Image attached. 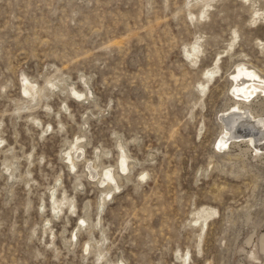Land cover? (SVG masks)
Returning <instances> with one entry per match:
<instances>
[{"label": "rangeland", "instance_id": "obj_1", "mask_svg": "<svg viewBox=\"0 0 264 264\" xmlns=\"http://www.w3.org/2000/svg\"><path fill=\"white\" fill-rule=\"evenodd\" d=\"M195 2L0 0V264L262 263L264 151L215 142L235 64L264 75V0H215L192 19ZM25 75L43 87L34 101ZM105 166L120 185L107 196ZM205 207L217 213L196 224Z\"/></svg>", "mask_w": 264, "mask_h": 264}, {"label": "bare ground", "instance_id": "obj_2", "mask_svg": "<svg viewBox=\"0 0 264 264\" xmlns=\"http://www.w3.org/2000/svg\"><path fill=\"white\" fill-rule=\"evenodd\" d=\"M215 0H196V4L200 6V16H195L193 12H191L190 14L192 15V19L196 18V19H201V18H206L209 16V11L211 9V7L214 5L213 2ZM194 5V3H192ZM195 16V17H194ZM255 16L257 18L262 17L264 19V11H260L258 10V8H256L255 10ZM253 16V17H255ZM252 17V18H253ZM257 20V19H254ZM254 22V21H253ZM199 39V38H198ZM263 44V43H262ZM190 46H186L185 51L186 54L188 55L189 58H192V60L197 63L200 56H201V52L202 54L204 53L203 50V44L200 42V40H198L196 43L191 44V49L189 48ZM231 49V48H230ZM192 50V51H191ZM218 59V58H217ZM216 59V60H217ZM215 60V61H216ZM249 61V60H247ZM220 59H218L215 64L211 67H209L206 71H205V80L199 82V89L202 93L207 92L206 90L208 87V84L211 83V81L214 79V76L217 75L221 69V66L219 64ZM249 63V62H248ZM250 64V63H249ZM254 64V63H253ZM254 66V65H253ZM252 65H248L246 62H239L237 64H235V70L234 73L232 74V84H233V89H232V97L234 99V103L225 110H228L226 112L223 113L222 118H224V122L222 125V128L220 130L219 136L215 142V144L217 145V147L219 149H222L224 151H226V149L229 147V145H232V141L233 140H241L246 142L247 147L248 148H253V150L257 153V155L261 152L264 151V102H262L260 104V107L256 108V106L254 107V105H252L251 103H253V101H255L262 93L264 94V75L261 74L262 72H259V70H257L255 67H253ZM261 70V69H260ZM263 71V70H262ZM58 79V78H57ZM25 86H24V92H22L21 90V94L22 96H31L33 101L35 99V95L39 92L43 90V87H39L37 83H34L33 81L29 80V78L25 75L23 77ZM51 80V79H50ZM56 80V79H54ZM57 81V80H56ZM57 84V83H56ZM231 84V85H232ZM70 89V88H69ZM230 90V89H229ZM71 91L78 96L80 99L85 98L86 93L85 90L80 91L78 89H76L74 86L71 88ZM40 94V93H39ZM43 95V94H42ZM39 96V95H38ZM263 96V95H261ZM89 97V96H88ZM30 98V97H29ZM28 98V99H29ZM90 98V97H89ZM88 98V99H89ZM27 99V100H28ZM39 99V97H38ZM21 101V99H20ZM19 101V102H20ZM23 101V100H22ZM29 101V100H28ZM31 101V100H30ZM18 102V103H19ZM20 105V104H19ZM18 105V106H19ZM25 105V104H24ZM21 106V105H20ZM66 106H68V104H66ZM21 108V107H20ZM67 108V107H66ZM224 116V117H223ZM37 119V118H34ZM40 122V120H38ZM246 127V128H244ZM75 142V140H74ZM78 139L76 141V143H73L74 146H72L73 148H76L79 152L78 158L81 157L84 154V147H82L81 145H79ZM80 142V141H79ZM234 142V141H233ZM236 142V141H235ZM72 144V143H71ZM70 144V145H71ZM124 146V145H123ZM121 146V154L119 155V162H118V172L119 174H127L128 169L131 167H129L128 164V154L126 153L124 147ZM97 148V147H96ZM70 149V151L67 152V157L70 160L69 162V166L70 168H74L76 167V162L75 161V157H74V153L72 152L73 150ZM247 149V148H246ZM76 151V150H75ZM65 157V156H64ZM66 158V157H65ZM85 158V157H84ZM99 158V157H98ZM100 159V158H99ZM7 160V159H6ZM80 160V159H79ZM96 160V159H95ZM94 160V161H95ZM97 161V160H96ZM79 162V161H78ZM90 162V161H89ZM131 162V160L129 161V163ZM99 163V162H98ZM7 164V161L6 163ZM79 164V163H78ZM68 165V162H67ZM97 165V164H96ZM10 166V165H9ZM99 166V164H98ZM102 166V165H101ZM11 167V166H10ZM78 167V166H77ZM100 167V166H99ZM90 168V175L93 177L98 176V171L96 170V166L93 164L89 165ZM114 168V167H113ZM113 168L111 166H105V169H103V172L100 173L101 177L100 178V182L101 184H108L111 185L112 187H110L111 189H109L106 192V196L109 195L112 191V189L114 190H118L120 185L117 182V178L115 175L116 172L114 173ZM89 171V170H88ZM12 172V171H11ZM10 172V173H11ZM146 172V171H145ZM88 174V175H89ZM142 174V173H141ZM14 175V173H13ZM144 176V174L142 175ZM60 177V176H59ZM145 177V176H144ZM61 178V177H60ZM80 183V182H79ZM61 184V183H60ZM59 184V185H60ZM108 186V185H107ZM106 186V187H107ZM57 187V186H55ZM52 188V187H51ZM53 189V188H52ZM56 189V188H55ZM105 193V192H104ZM57 194V193H56ZM67 194V193H66ZM51 196V195H50ZM57 196V195H55ZM67 196V195H66ZM59 197V196H58ZM64 197V196H63ZM62 197V199H63ZM70 198V197H69ZM55 200V199H54ZM72 200V199H71ZM75 200V198H73V201ZM106 200V199H105ZM60 201H62L60 199ZM70 201V200H69ZM55 202H58L57 200ZM64 202V201H63ZM66 202V201H65ZM64 202V203H65ZM71 202V201H70ZM106 202V201H105ZM60 203V202H58ZM62 203V202H61ZM57 204V206H55V209H60L62 208V204ZM63 203V204H64ZM69 204V203H68ZM67 204V205H68ZM74 204V202H73ZM102 204V203H101ZM52 205V204H51ZM72 205V203H71ZM104 205V204H103ZM45 206V205H44ZM53 206V205H52ZM77 206V205H76ZM72 207V206H71ZM75 207V206H74ZM77 208V207H75ZM63 211V210H62ZM74 212V211H73ZM215 213H217V210L212 208V207H205L202 208L200 210H198L195 214L197 215L195 217V223L197 224L198 222H200V220L203 219V222L205 224H207L209 218L214 215ZM59 215V214H58ZM61 216V214H60ZM85 218V217H84ZM50 219V218H49ZM248 219V218H247ZM250 219V218H249ZM46 220V219H45ZM87 220V217H86ZM263 220V219H262ZM84 222H87L83 219ZM83 222V224H84ZM258 223V222H257ZM256 223V224H257ZM260 223H262V221H260ZM51 224V223H50ZM80 224V223H79ZM78 224V225H79ZM255 224V225H256ZM82 225V223H81ZM87 225V224H86ZM259 225V224H258ZM48 226V225H47ZM82 227V226H81ZM258 227V226H257ZM80 228V227H78ZM255 228V227H254ZM257 229V228H256ZM47 230V228H46ZM82 230V229H81ZM78 231V229L76 230ZM80 231V230H79ZM255 231V230H254ZM253 231V235L254 232ZM77 234L73 235L74 237H76ZM252 234H250V237L247 238V243H250L251 240H253ZM77 238V237H76ZM78 240V238H77ZM90 241V240H89ZM88 241V242H89ZM87 242V241H86ZM91 243V241H90ZM88 247V249H90V244L87 243L86 245ZM259 248L260 251L264 254V234H261L260 238H259ZM87 251V250H86ZM189 254V253H187ZM255 252H253V256H255ZM256 258V256H255ZM112 262V261H111ZM188 259L184 258V264H189L187 263ZM261 264H264V259L263 261H261ZM113 263V262H112ZM109 264V263H108Z\"/></svg>", "mask_w": 264, "mask_h": 264}]
</instances>
